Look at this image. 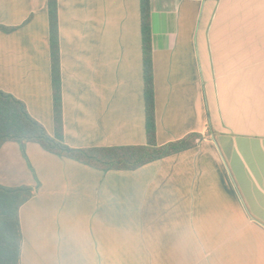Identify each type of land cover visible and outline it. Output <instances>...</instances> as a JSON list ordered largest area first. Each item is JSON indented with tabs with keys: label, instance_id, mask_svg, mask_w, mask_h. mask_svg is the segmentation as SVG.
<instances>
[{
	"label": "crops",
	"instance_id": "1",
	"mask_svg": "<svg viewBox=\"0 0 264 264\" xmlns=\"http://www.w3.org/2000/svg\"><path fill=\"white\" fill-rule=\"evenodd\" d=\"M157 143L196 146L104 172L0 148L29 187L21 264H264V0H150ZM141 0H58L63 139L146 144ZM0 91L55 136L48 0H0Z\"/></svg>",
	"mask_w": 264,
	"mask_h": 264
},
{
	"label": "trees",
	"instance_id": "2",
	"mask_svg": "<svg viewBox=\"0 0 264 264\" xmlns=\"http://www.w3.org/2000/svg\"><path fill=\"white\" fill-rule=\"evenodd\" d=\"M216 1V0H212ZM52 85L54 97L55 136L29 113L26 104L14 95L0 91V148L16 142L23 153L28 144L39 145L44 151L69 158L102 170L136 171L147 164L189 150L196 146L199 135L159 146L157 143L156 99L154 83L153 31L151 1L141 0L144 99L146 112V144L138 146L73 149L63 139L62 78L58 31V0H48ZM9 29L0 27V31ZM29 187L9 188L0 185V264H21L22 230L20 210L32 198Z\"/></svg>",
	"mask_w": 264,
	"mask_h": 264
}]
</instances>
